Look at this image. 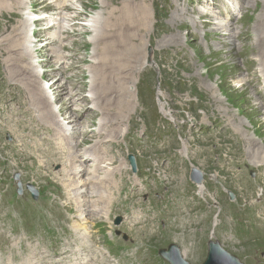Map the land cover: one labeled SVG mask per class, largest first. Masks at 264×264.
Wrapping results in <instances>:
<instances>
[{"label": "rangeland", "instance_id": "1", "mask_svg": "<svg viewBox=\"0 0 264 264\" xmlns=\"http://www.w3.org/2000/svg\"><path fill=\"white\" fill-rule=\"evenodd\" d=\"M1 1L0 4L3 5ZM22 1L25 4L26 11L29 9L30 2L37 6L41 5L40 0ZM56 1L48 0L47 3L52 4L54 2L53 4L56 5ZM66 1L69 0H60L58 5L51 7L46 12L50 14L61 11V13L68 16L72 14L78 16V18L81 16L78 21L83 24L98 13V10H103L105 4H108L110 0H70L69 4L73 7L69 11L70 14L68 13L69 8L65 11L60 9ZM114 1L120 2L121 0ZM155 1L157 3L154 6ZM194 1L193 5L189 6L185 0H152L153 18L155 17L154 14H158L165 21V33L162 35L160 42L156 38V36H160L157 33L155 36L152 29L142 30L139 33L141 36V39H139L136 36L140 29L136 24L131 23L133 25V29L129 26L131 31L119 30L120 27L118 26L108 25L109 31L115 32L113 36L114 43L110 51L120 57V62L116 65L118 69L111 63L105 66L103 72H99L102 65L98 64L95 66L96 69L93 67L95 72L98 73L96 80L93 81L94 83H87L88 80L85 79L69 80L71 88L74 87L73 95L75 97L82 96L87 102L97 103L92 106V113L89 110L83 115V118L88 114L91 115L90 119L88 116L86 117L87 120L89 119L87 123L91 129V133L86 140L89 150L87 153L80 154L77 159L83 161V164L89 169L92 166L91 161L88 165L85 164L86 160H91L89 154H93L99 159L111 158L105 144L110 141L107 136L108 128L119 127L121 131L123 130V134L128 130L129 132H137L138 136L134 137V145H129L128 141H125V137L122 136L118 142L110 141L108 147H113L112 150L116 154L114 157H117L119 167L124 170L123 173L127 171L131 176V180H137L142 185H139V187L143 192L148 189L149 195L139 196V201L149 205L157 203L159 208L164 209L175 201L180 202L182 200L185 202L186 208L183 217L187 222H190L189 219H191L192 213L207 216L205 219H199V222L180 229L183 234L177 238H172L170 234H164L158 240L159 242L152 243H143L138 238L139 245L150 247V253L155 259L152 264H165L160 253L162 250H167L171 245L177 246L179 254L185 258L184 260L188 264H202L207 259L209 243L211 242H218L227 252L237 256L242 264H264V220L261 217L262 212L260 209L264 205V167L261 166L264 164V114L259 109V98L256 97V89L262 82V79H259L261 62L264 61V0H259L258 5L253 0H249V7L243 0H233L236 21L232 24H236V28H239L236 34V48L232 47L230 42L225 41L228 36L224 34V30H227L229 36H232L231 24L228 26L223 25V28L219 29L223 33L222 35L217 34L220 38L213 34L216 23L226 22V19L219 15L220 10L214 9L216 16L221 17L220 19L213 18L210 15L200 16L197 10H201L202 6L207 5L201 4L198 7L199 2ZM217 1V8L228 10L227 5H224L222 1L219 2L220 0ZM142 2L141 0V2L135 3ZM13 3V0H8L11 8L15 9ZM47 3L36 8L37 13L41 15L43 13L41 9L45 8ZM122 3L120 8L124 7L127 1ZM135 3L131 12L137 6ZM81 7L85 9L86 15L80 13V11H83ZM181 7H184L188 12L187 21L180 30L170 33L168 32L170 27L167 25V23L170 24L169 17H173L176 10ZM17 11L7 9L0 12V41H4L3 45L5 47L7 34L5 35V29L1 23L10 19L12 23H16V20L20 21L23 15L19 18L16 17ZM118 11L116 15L119 14ZM45 26L44 22L38 23L36 30H41ZM34 29L35 27H33ZM78 29L80 30V28ZM176 29L179 28L176 27ZM122 31L130 34L127 35L126 41L120 36ZM178 32L183 39L176 41L177 39L172 36ZM42 35L45 36V34ZM74 35L78 36L77 33ZM74 35H71L64 43L65 45L69 44V48L66 49L67 55L72 54L69 58L74 61L78 60V57L82 60L92 59L94 47H86L85 44L94 36L89 33L84 35L86 41L79 39V44L75 49L79 50L80 53H75L71 48L77 43H70L75 38ZM167 40L170 42L169 45L163 43ZM12 56V53L0 50V70L5 73L0 75V80L5 76L7 82L21 85L24 89L21 96L22 100L28 104L30 113L40 120L36 110L31 107L29 96H35L34 104L36 105V95L43 94V92L47 93L45 89L40 91L39 89L43 78H48L47 73H44L43 77L40 76L42 70L45 71L43 67L48 65V57H40L35 52L32 53L35 60L30 61L34 65L36 64L40 80L36 76V72L35 77L27 75L32 82H30L31 85L33 84V89L28 92L24 84L18 81L19 78L15 79L14 77L15 69L12 62L7 61L8 59L11 60ZM136 56H139V58H136ZM149 61L151 65L148 64ZM61 62H64L63 58ZM258 64L260 65L258 66ZM85 66L84 68L90 75V64ZM38 67H42V70ZM49 67L56 68V63ZM129 71H131L130 74H128ZM254 71L255 76L252 75ZM118 72H122V75ZM59 75L60 82L63 84L61 87L66 88V75L60 73ZM52 76L53 74H51ZM245 77H248L249 83L244 85L242 80ZM126 78L128 84L132 83V100L134 108L138 111L134 121L127 124L126 121L133 113V109L130 108L131 101L125 99L127 85L123 82ZM101 79H105V81ZM142 80L146 82V84H142V87L151 90L152 98L148 94H145L143 98L140 97L139 89ZM42 83L43 86L50 84L46 81ZM84 89L87 91H84ZM2 90L7 93L9 87L3 86L1 80L0 91ZM63 91L65 90L63 89ZM4 100V96L0 97V102ZM219 100L222 102L220 103ZM61 103L64 105L65 101ZM81 107L85 108V105L82 104ZM17 111L20 112L14 114L20 115L22 113L21 107ZM57 115L60 118L61 115ZM239 117L245 120L244 128L236 127L233 124V119L239 120ZM20 120L21 117L18 116L17 121ZM124 123L126 127L122 126ZM194 125L195 127H193ZM246 126L248 136L256 141V145L252 147H249L245 142L244 131ZM38 127L39 123L34 126L31 132V144L26 145L25 149L13 155L20 154L12 167L11 180L18 197L34 209L32 216L23 215L22 222L20 219L19 229L29 235L39 234L40 236L37 237H42L41 235L44 232L48 237H44V239L53 242L57 234L52 226H56L59 233H64L65 226H77L78 229L79 222L76 221V225L73 224V221H75L73 219L77 215L70 212V209L76 208L75 199L73 204V202L63 199L57 190H65L74 198L68 181L63 178L65 171L68 170L66 163L61 164L62 168L60 169L56 167L60 163L58 159H50L43 163L42 171L47 172L52 178L50 179L51 186H48L51 194L45 191L47 188L33 179L32 174L37 160L30 162V159L36 155L40 147V141L44 142L42 132L36 130ZM226 129L229 132H226ZM144 133L147 135H144ZM19 134L20 128L14 125H9L0 133V152L5 150L10 152L12 150L10 146L15 143ZM228 138H230L229 141ZM160 142L164 147V151L155 152L154 154H159L161 158H165L164 162L153 156L154 154L143 152V149L148 151L158 149ZM225 148L231 150L233 153L231 157H227L228 152L224 151ZM43 149H47L46 143H43ZM29 150L30 154L28 155ZM258 152H263V156H257ZM131 155L136 159V173L133 172L128 159ZM146 156H149V160L145 158ZM234 158L237 159L233 165L235 169L225 168V160L231 161ZM109 162L115 164L117 160L111 158ZM53 168H55L57 175L52 174ZM165 168L183 175L180 180L181 185H176L168 177L159 179L160 173H158V170L163 172ZM77 171V168L74 169L72 171L73 175L71 174L67 178L75 179ZM192 173L202 177L201 184H196L191 180ZM152 175L155 180L152 179ZM65 184L68 185L65 186ZM231 194L234 196L233 200L230 198ZM46 201L56 203H54L53 208L48 209V204H45ZM186 202L190 203V209L195 206L193 212L187 210ZM29 206H20L18 213L20 214V211L23 213L24 210L28 209L31 210ZM112 207L111 203L104 211V217L107 218L113 214V224L116 228H119L122 237L109 246L117 255H121L128 249L132 241L131 235L135 234L129 228H126L125 233H123L126 217L124 214H115ZM118 217H121L123 222L121 225L116 226L114 221H117ZM159 223L161 229L167 227L165 218L159 220ZM252 226L255 227L253 230H248V236L246 237L248 241L242 242L244 235H241L240 232ZM103 232H106V230H103ZM125 237H127V240L124 239ZM227 237H230L233 241ZM61 242L64 243L65 240H61Z\"/></svg>", "mask_w": 264, "mask_h": 264}, {"label": "bare ground", "instance_id": "2", "mask_svg": "<svg viewBox=\"0 0 264 264\" xmlns=\"http://www.w3.org/2000/svg\"><path fill=\"white\" fill-rule=\"evenodd\" d=\"M13 1L15 9L11 8V6L8 4V0H2L1 3H3V5L0 4V12L7 9L15 11L22 8L24 5V2L22 0ZM47 1L48 0H40V4L43 5L47 3ZM59 1L60 0L56 1V5H58ZM69 1L63 3L60 9H62V11H65L67 8H69V10H67L70 14L69 11L70 9H73V7L69 4ZM123 1H127V4L124 5V7L120 8L123 4ZM134 1L141 2V0H121L120 2L110 0L109 3L111 5L109 3L105 4L104 9L102 8L103 10L101 11L98 10L99 12L93 15L90 21L87 22V24H82L78 21L81 16L79 18L74 14L68 16L67 14L65 15L61 13V11L56 13H50L52 14L51 16H41L37 19H34L36 12H38L36 8H39L41 5L37 6L29 0L31 10L30 12L29 10H27L23 14V17L20 21H17L15 19L16 23H12L10 19L9 21H4L3 23H1L2 27L5 29V35L7 34V36L5 39L6 47L3 45L4 41H0V50H6L9 53L13 54L12 59H8L7 61L9 63L12 62V65L15 69V79L18 77V81L24 84L28 92L33 89V84L31 85L32 82L29 80L28 76L35 77L36 72V76L39 78L37 66L36 64L34 65L31 62L32 60H35V58L32 56V53L34 52L37 54V56L48 57V65H45L43 67V69L45 68V71L42 70V67H38V69L43 71L40 76L43 77L44 73H47L48 78H43L40 83L41 88L40 85L38 86L40 88L39 91L41 89H45L47 93L45 94V92H43V94H38L39 96L36 95V105L34 104L35 96H29L31 100V107L36 110L40 121L34 118L29 111L30 118L23 119L17 122H15L11 118L7 123L1 125L0 133H2L9 125L18 126L20 128V134L17 139L24 142L25 145H30L31 143L27 144L26 140L30 138L34 126H37L39 123V127L36 128V130L42 132L44 142L40 141V147L36 153L37 164L34 168L35 171L32 174L33 179H35L37 183L47 188L45 190H49L48 186H51L50 179L52 178L47 172L42 171L43 163L50 159H58L60 163L56 165V167H58L59 169L62 168L60 165L63 163H66L68 165V170L65 171L66 173L63 178L65 179V181H68L69 187L70 189H72L71 194H73V199H75L76 201V208L70 209V212L77 215L73 219L75 220L73 221V224L76 225V221L79 222L78 229L82 231L80 232L77 229V226H70L72 233L66 234L65 237L67 238V240L72 241V244H68L65 249L57 253L53 251L42 252L39 249H34L31 244L25 243L24 240H20L23 245V252H18L16 246L12 244L15 239L10 235H6V233H8V230L6 226L1 223L0 240L9 245V250L13 255L12 259L14 261L23 259L25 264H67L71 262H75V264H118L120 261L125 262L121 256L109 258L104 254L100 253L99 251L93 250L87 246L91 243L95 246V239H104V235H107L106 232H94L93 224L88 229L87 222H97L96 226H101L103 229H105L106 225L110 224L113 220V214L108 216L107 218L104 217V211L109 207L111 203L113 207H122L123 205L131 206L132 210L128 216L127 227L136 235V237L140 238L143 243L159 242L158 240L164 234H170L172 238H177L183 234L179 228L180 216H182V213L180 212L179 216L178 205L176 202L169 206L170 224L164 229H161L158 219L152 216L153 212L152 209L149 207V204L145 202L135 204L132 202V192L136 193V190H132L130 187L132 183L131 176L127 171L126 173H123L124 170H122V167H119L117 157H114L116 154L112 150L113 147H108V143L110 141L118 142L123 136L125 137V141H128L129 145H134V137L138 136L137 132H129L128 130L126 133L123 134V130L121 131L119 127L108 128L109 132L107 136L110 138V141L106 142L105 144L108 148V155L111 158L117 160L115 164L109 162L111 158L99 159L95 155L89 154L91 160H86L85 164L88 165L89 161H91L92 166L87 169V167L83 164V161H79L77 159L80 154L87 153L89 150V145L86 144V140L88 139V136L91 133V129L87 121L90 119L91 115H87L89 118L88 120L86 119L87 116L83 118V115L89 110L92 113V106L97 103L92 101L87 102L86 99H84L82 96L75 97V95H73L74 87L72 86L73 88H71L69 80L85 79L88 80L87 83L93 82L97 78L98 73L95 72L94 69H96L95 66H97L98 64L102 65L99 72H103L105 66L111 63L112 65H114L115 68H117L116 65L120 62V57L114 55L110 51L114 43L113 36L115 32L113 33L109 31L110 28H108V25L118 26L120 27L119 30L125 29L131 31V29H133L132 26L136 24V26H138L140 29L138 35L136 36V38L139 39H141L139 33L142 32V30L152 29L155 36L156 33L160 36H156L159 42L162 38V35H164L165 33L164 21H157V18H153L152 0H142V3H135ZM243 1L246 2L247 7H249V0ZM197 2H199L198 7H200L201 4L207 5L202 6L201 10H197L200 16L210 15L213 18L220 19V17L216 16V12H214V10L212 9L210 0H197ZM253 2L258 5L259 0H253ZM53 3L54 2H52V4L47 3L45 8H42L41 10L55 7L56 5H54ZM134 3L137 4V6L134 8L133 12H131ZM233 6H235V3H233ZM117 11L119 12L118 15H116ZM187 16L188 12L187 10H185L184 7L177 9L175 15L173 17H169L170 24L167 23V25L170 28L168 29V32L175 33L177 30H180L183 24L187 21ZM43 22L46 24V26L41 30L35 29L33 31V34H31L32 28L34 26L37 28V24ZM47 22H49L51 25H49ZM129 26H131V29H129ZM176 27H178L179 29H176ZM78 28H80V30ZM222 28L223 22L216 23V27L214 29L213 34H215V36H217V34L222 35L223 33L219 31V29ZM230 28L233 31V35L229 36L230 34L228 33V31L224 30V34H227L228 36L225 41L230 42V45L232 47H235V45L237 44L236 34L239 31V28H236V24H231ZM124 31H122L120 36L124 39V41H126L127 35L130 34H127V32L124 33ZM73 33H77L78 36L76 37ZM89 33H91L94 37L90 41H86L84 39V35ZM42 34H45V36H43ZM71 35H74L75 38L70 43H77L73 46V48H71L72 51H74L75 53H80V51L75 49V47L79 44V39H83L86 41V47H94V54L92 59L82 60L80 57H78V60L74 61L72 58H69L70 56H72V54L67 55L66 53V49L69 48V44L65 45L64 43L69 37H71ZM172 37H174V39H177L176 41H178L179 39H183L179 32L174 34ZM217 37L220 38V36ZM163 43L165 45L170 44L168 40L164 41ZM80 48H82V46H80ZM62 55H64V57H62ZM62 58L64 59V62H61ZM136 58H139V56H136ZM53 63H56V68L54 69L49 67ZM87 64H90V75L84 68ZM138 69L140 70L139 67ZM58 71L60 74L66 75V88H64V86L61 87V85L63 84L60 82L61 79L59 78L60 75ZM130 72L131 71H129L128 74H130ZM51 74H53L52 77ZM252 75L255 76V71ZM259 75V77L264 76V61L261 62V72ZM90 78L92 79L91 81ZM24 80H26V82H24ZM127 80L128 79L126 78L123 82V84L125 83L127 85L125 99L131 101L130 108L133 109V113L129 116L128 120L126 121V124L130 121H134V118L138 113L137 109L134 108V103L132 100V83L128 84ZM43 81L49 82L50 84L43 86ZM103 81H105V79ZM242 82L244 83V85L248 84V77H245ZM63 89L65 91H63ZM85 90L86 89H84V91ZM256 94L260 95L259 109L264 114V86L260 90L256 89ZM212 97L214 98L213 95ZM63 101H65L64 105L61 103ZM219 102L221 103L222 101L219 100ZM82 104L85 105V108L81 107ZM55 107L60 110V118L57 115V110L55 109ZM121 111L123 110L121 109ZM124 114L127 115L126 112H124ZM215 122H217V120H215ZM244 122L245 120L241 117H239V120L233 119V124L236 127L244 128ZM126 124L124 123L122 126L126 127ZM193 127H195V125ZM226 132H229V130L226 129ZM144 135L147 134L144 133ZM244 135L246 138L245 142L249 147L256 145V141L248 136L247 126L244 131ZM227 140L229 141L230 138H228ZM43 143H46L47 145L46 150L43 149ZM15 147L16 146H14L13 144H11L10 146L11 149H14ZM163 151L164 147L162 146L161 142L158 149L156 150L148 151L143 149V152L146 154H154L155 152ZM224 151L228 152L227 157H231L233 155L229 148H225ZM153 156L158 159L160 158V161L162 162L165 161V158H161L159 154H154ZM257 156H263V152H258ZM145 158L149 160V156H146ZM236 160L237 159L235 158L231 161L225 160V168L230 167L231 169H235L233 165L234 163H236ZM261 166L264 167V164H262ZM55 168H53V175H57ZM76 168L78 169L77 177L73 180L68 179L67 177H69V175L73 173L72 171ZM158 173H160L159 179L162 177H168L171 178L176 183V185H181L180 180L183 175H181L179 172H171L170 170H167L165 168L163 172H161V170H158ZM151 177L153 180H155V177L153 175ZM68 184H65V186H67ZM142 194L144 193H140V196ZM67 195L68 193L65 192L62 197L67 198ZM54 203L56 202H50L47 205L48 209L53 208ZM102 205L104 207L101 208L100 206ZM260 209L262 212L261 217L264 220V205L261 206ZM3 210V208H0L1 213ZM110 230L113 231V227H110ZM109 240L115 241L114 239L110 238ZM76 246H78V248H76ZM83 260L87 262L83 263ZM3 263L4 259L1 257L0 264Z\"/></svg>", "mask_w": 264, "mask_h": 264}, {"label": "water", "instance_id": "3", "mask_svg": "<svg viewBox=\"0 0 264 264\" xmlns=\"http://www.w3.org/2000/svg\"><path fill=\"white\" fill-rule=\"evenodd\" d=\"M131 164L136 169L135 161L133 157H130ZM193 180L196 182H201V179H197L196 175H193ZM170 253L164 252L163 255L170 260L173 264H186L178 256V250L176 247H171ZM205 264H240L238 259L231 256L225 252L221 247L216 243L210 244L209 257Z\"/></svg>", "mask_w": 264, "mask_h": 264}]
</instances>
